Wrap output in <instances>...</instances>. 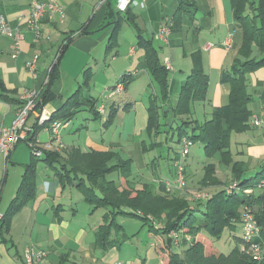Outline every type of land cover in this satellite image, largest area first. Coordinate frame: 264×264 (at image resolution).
I'll list each match as a JSON object with an SVG mask.
<instances>
[{"label":"crops","instance_id":"0c3cea01","mask_svg":"<svg viewBox=\"0 0 264 264\" xmlns=\"http://www.w3.org/2000/svg\"><path fill=\"white\" fill-rule=\"evenodd\" d=\"M32 1L0 0V16H4L12 26H20L25 32L21 52L17 57L12 56V38L0 34V129L11 126L17 110L22 106V97L26 91L42 94L49 79L50 68L58 58V78L51 89L54 98L42 105L39 111L45 110L53 116L63 107L68 97L80 87H84L87 95L97 99V110L104 107L105 111H100V117H96L87 106L80 110L85 111V114L90 111L93 119L96 117L105 121L114 111L112 124L109 127H100L98 131L106 135L110 130L118 129L119 133L105 139L104 136L91 132L90 127L86 126L91 123V115H85L84 122L76 125L74 119L80 110L74 118L64 123L61 134L65 147L60 151L61 156L52 161V164L38 161L35 196L14 216L9 233L0 237V264H24V249L27 246H34L46 252V256L37 264H163L153 238L144 232L142 225L140 234L138 231L128 235L124 231L122 220L131 217H118L123 232L129 236L127 240L108 250L95 246V238L92 240L86 229L75 222L77 209L71 208V211H68L73 202L64 196L65 184L75 183V176L66 170L59 171L58 168L66 160L69 162V154L73 149H79L83 153L113 151L121 159L132 161L130 180L137 187L150 183L160 189V183H156L158 179L172 178L174 172L170 171L169 166L170 174H166L165 178L156 179L154 176L157 175L150 172V166L157 163V156L149 163L141 155L160 145H151L152 142H159L157 138L160 134H148L150 98L157 96L159 89L145 66V50L141 47L139 35H146L143 37L154 43L167 68L168 63L170 64L169 98L165 105L169 112L164 119L167 125L174 121L173 107L177 103L182 84L193 69L192 55L195 52L202 55L209 85L206 100L192 104L190 118L193 124L188 128L191 130L192 126L202 125L211 119L216 107L225 106L229 102L231 86L229 82L222 81V75L232 67L235 58L239 56L243 40L231 0H194L193 6H189L193 0H147L143 6L130 7L137 25L133 26L126 19L122 21L119 33L112 39L116 45L110 53L108 45L113 24L106 27L105 25L114 17L109 14V9L118 11L116 0H53L64 7L65 17L61 21L58 16L46 14L41 21L42 35L39 37L27 28ZM181 7L183 10L179 12ZM168 20L173 23L172 32L169 43H164L157 32ZM231 33V47H225L223 43ZM65 43L67 46L62 49ZM34 54L39 55L36 76L31 74L26 66L27 60ZM253 56H260L256 47ZM88 68L91 72L85 74ZM123 75H127L128 85H124V89L116 95H110L108 89H112ZM81 77L84 80L82 84ZM246 78L247 91L252 98L248 104L252 113L250 128L243 132H232L230 151L234 161H243L246 164L244 176L251 178L264 166V66L247 73ZM86 79L90 80L88 86L84 85ZM110 81L112 84L108 86ZM95 87L99 90L103 88V91L95 95L92 92ZM255 116L262 120L261 125L252 124ZM36 120L35 114L28 120L32 131ZM47 127L40 129L36 135L41 144L46 143L50 137ZM132 136L139 139L145 137L147 140L134 142ZM197 143L200 142H194V145ZM29 152L31 150L28 143L22 140L8 158L0 154V208L6 205L8 208L15 197L25 167L32 160V154ZM177 154L178 152L173 157L169 155V158L174 161ZM191 154L190 151L186 159L189 189L192 188L191 181L196 180L201 184L205 174L204 167L210 163L215 164L217 176L224 182L221 187H209L213 193L222 187L224 189L228 183L235 180L231 173V164L226 165L221 163L218 157L209 158L205 155L200 165L196 155ZM39 162H44L47 166L39 170ZM9 163L14 168H22V171L16 169V175L12 178L8 172ZM145 166H149L150 170ZM53 167L57 168L54 170ZM136 179L146 180L138 185ZM75 185L77 186V183ZM91 206L93 210L89 214L90 218L101 209L94 210V205ZM103 209L105 211L99 217L100 224L104 221L103 215L106 212V209ZM98 226L93 230L94 237ZM17 230L21 231L20 236L13 234ZM113 236H116L115 233ZM18 241H21L22 246ZM126 245H130L131 249L125 248Z\"/></svg>","mask_w":264,"mask_h":264},{"label":"trees","instance_id":"16d2710c","mask_svg":"<svg viewBox=\"0 0 264 264\" xmlns=\"http://www.w3.org/2000/svg\"><path fill=\"white\" fill-rule=\"evenodd\" d=\"M231 4L234 17L242 30L243 40L239 56L235 58L232 67L222 75V81L229 82L231 86L229 102L225 106L216 107L211 119L202 125L192 126L191 130L188 128L193 124L190 118L192 104L195 101L206 100L209 85V76L204 69L202 55L200 52L193 53V69L182 84L177 103L173 107L174 121L168 125L169 128H165L167 124L161 120L166 119L169 112L165 105L169 98L170 71L162 62L154 43L144 38L142 33L139 39L141 47L145 50V66L159 89L158 95L150 98L148 134L154 136L177 129L179 143L183 136L191 137L194 142L203 143L206 157H218L221 163L231 164V173L238 181V188L232 193H226V189L222 187L207 200L192 204L187 196L168 192L162 182L160 189L150 183L137 187L130 180L132 161L121 159L113 151L83 153L79 149H73L69 154V162L66 160L58 169L74 174L73 179L78 180L77 187L83 192L85 200L94 205V210L106 209L104 221L95 231V246L102 250H108L129 238L118 222L119 216H125L148 224V235L153 238L163 264H264V257L257 261L240 250V244L244 242L242 236H234L235 246L228 254L220 252L207 237L208 235L219 239L226 229L235 230L238 225L242 227V213L245 207H250L252 210L255 209L253 212L260 228V236L255 241L264 243V191L257 188L258 182L264 179V166L256 176L246 178L244 176L246 164L243 161H234L230 151L232 132H243L250 128L252 113L248 104L252 98L247 91L246 74L264 66V0H231ZM193 5L194 0L189 3V6ZM182 10V7L179 8V12ZM109 14L114 17L105 25L106 27L113 24L108 53L115 48L116 44L112 39L116 38L124 19L133 26L137 25L135 15L130 9L120 12L110 8ZM66 46L67 43L61 48L64 49ZM255 47L260 53L259 57L253 56ZM58 61L57 58L50 71L46 88L41 95L39 94L37 109H41L42 105L54 98L51 89L58 78ZM88 72H91L89 68L85 70V74ZM126 77L127 75H123L121 79L127 86L129 79ZM89 82L90 80L86 79L84 85L88 86ZM95 100H97L95 97L86 94L84 87H80L65 100L63 107L53 114L52 120L63 123L70 121L82 107L86 106L93 111L94 116L100 117ZM114 117L115 113L112 111L104 126L109 127ZM48 125V122L45 125L35 122L28 139L32 140L40 129ZM156 144L161 142L151 143L154 146ZM60 156V151L47 150L40 158L32 155V160L25 167L17 193L0 219V237L9 233L14 216L35 196L38 161L52 164V161ZM56 168L53 167L54 170ZM204 169L202 187L223 185V180L217 176L215 164H207ZM115 172L118 173L117 180L108 178ZM247 188L255 190L247 194L244 192ZM157 221L162 226H157ZM173 232L177 237L172 234ZM113 233L116 236H113ZM179 244L186 247L182 252L175 250Z\"/></svg>","mask_w":264,"mask_h":264},{"label":"built area","instance_id":"2783aa9c","mask_svg":"<svg viewBox=\"0 0 264 264\" xmlns=\"http://www.w3.org/2000/svg\"><path fill=\"white\" fill-rule=\"evenodd\" d=\"M147 0H116V8L120 12H126L130 7L143 6ZM46 14L51 16H58L61 21L65 17L64 7L56 1H32V9L28 15L27 28L32 30L37 37L42 35L41 21ZM172 21L168 20L164 25H161L158 29L157 35L164 43H169V36L172 32ZM0 34L7 35L12 38V56L17 57L21 52V43L25 38V32L20 26H12L4 16H0ZM233 33L224 41L225 47H231ZM39 55L34 54L26 62L27 69L31 74L36 76L38 66ZM57 60V58H56ZM55 60V61H56ZM168 68L170 64L168 63ZM53 65L50 68L52 70ZM124 81L120 78L112 89H109L110 95H116L124 89ZM22 106L17 110L14 121L9 127H2L0 129V154L7 158L14 150L16 145L22 140H27L31 154L36 158L43 156L44 151H61L65 145L62 139L61 129L64 125L62 121L52 120V115L45 110L39 111L37 109V103L39 101V93L36 91H26L23 94ZM102 110V108H100ZM32 114L37 117L36 122L39 125H45L49 123L47 129L50 131V137L46 143L41 144L37 137L32 140L28 139L29 132L32 131L28 126V120ZM252 124L259 126L262 124V120L255 116ZM181 149L178 155L174 158L173 164L175 167L174 176L172 178L161 179L166 190L170 193L180 192L181 194L186 191L188 181L186 177V159L190 154L191 148L194 145V141L189 136H183L180 140ZM257 187L264 191V179L258 182ZM238 188V181H235L233 185L225 187L227 192L231 193ZM245 193H252V188L244 190ZM193 197L198 201H205L210 197L208 192L204 190L198 191L193 194ZM3 213L0 212V219H2ZM157 226H162L158 224ZM175 237L177 234L172 233ZM244 242L240 244V250L252 256L253 259L260 261L264 257V245L255 241L260 236V228L253 212L252 208L245 207L242 213V235ZM177 242V241H176ZM46 256V252L42 251L34 246H27L24 249V264H37ZM120 264V263H118Z\"/></svg>","mask_w":264,"mask_h":264},{"label":"rangeland","instance_id":"374dc122","mask_svg":"<svg viewBox=\"0 0 264 264\" xmlns=\"http://www.w3.org/2000/svg\"><path fill=\"white\" fill-rule=\"evenodd\" d=\"M54 34H55V32H54ZM55 35H57V34H55ZM83 81H84L83 77H81L80 83L82 84ZM109 84L111 85L112 81L108 82L107 85L109 86ZM98 90L99 89L96 88V89L92 90V92H94L95 95H98L99 92L103 91V88H101L99 91ZM106 91H107V89H106ZM98 109H99L98 111L99 112L101 111L102 113H104V111H105L104 107L102 108V110H100V107ZM85 115H91V117H92L91 123H88L86 125V126L90 127L91 132L98 133L97 134L98 136H104L105 139H109L111 136L113 137L115 135H118V133H119L118 129L110 130V132L107 133L106 135H103V133L99 132L98 130L100 127L104 126L105 120H102V119L96 118V117H94V119H93V114L90 111H87L85 114V111L80 110L77 117L74 119V123L77 125V124H79V122H84L83 117ZM161 122H164V118H162ZM176 125L177 124H175V127H176ZM165 128H169V126L167 125ZM132 137H134V136H132ZM142 139H146V138L142 137L139 139L136 136L133 138L134 142L141 141ZM157 141L161 142V144L156 149L148 151V152H144V154H141V155H143V157L145 159L148 160L149 163L151 162V160L155 156H157V160H156L157 163L155 165L151 164V166H150L151 170L148 168L149 166L148 167L145 166L150 170V172H152V174L157 175V176H154V177H156V179H157V177L165 178L167 176L166 174H170L169 173L170 171L175 172V167H174L173 161L169 158V155L173 157L174 154L179 152L181 149V145L178 141V130L177 129L168 130V132L160 133L159 137L157 138ZM75 146H77V144H75ZM151 147H153V146H151ZM197 150H199V152ZM30 153L31 152H29V154ZM191 153L196 155V157H197L196 160H199L200 165H201L202 164L201 160H203V158L205 159L204 144L200 142V143H197L196 145H194L191 149ZM29 158H30V155H29ZM7 165H9V171L8 172L10 173L11 178L15 177L16 173H14V171H16V169L22 171V168H20L19 166H16V168H14V166L11 163H9ZM45 166H47V165L44 162H39L38 169L41 170L42 167H45ZM169 166H170V171H169ZM5 169H7L6 165H5ZM199 173L201 174L202 171H200ZM150 176H152V175H150ZM109 177L117 180L118 175L115 173V174H111V176H109ZM145 180L146 179H142V180L136 179V184L141 185ZM77 182H78V180L76 179L75 183H77ZM234 182H235V180L233 179L225 187L233 185ZM75 183H73L72 185H70L68 183L65 184L64 196L68 199V201L72 200V202H73L69 206L68 211H71V208L77 209V212H76L77 218L75 219V222H77L78 224H81L80 226H83L86 229V233L89 234V236L93 240L95 238L93 230L95 229L96 226H98V224L101 223L99 217L101 216L102 212L105 210L103 208H101L93 217L90 218L89 214L93 210V206H91L92 204H90V203L88 204L87 201H86L87 203L85 202L84 195H83L82 191L78 190V187L75 185ZM156 183H161V182H159V179H158V181ZM191 185H192L193 189L192 188L189 189V186H187L186 191L183 193V195L187 196L188 199L190 200V203H192V204H195L198 201L193 197V194H195L196 192L204 190L205 192H208L210 195H211V193H213V191H211V189L209 187L202 188L200 182H198L196 180L191 181ZM252 190L254 191L255 188H252ZM214 192H216V191H214ZM226 193H228V192H226ZM72 196H73V199H72ZM73 200H75V201H73ZM6 209H7V205H6V207L2 206L0 208L1 212H4ZM253 210H255V209L253 208ZM122 221H123L122 225L125 228L124 231L128 235L133 234L135 232H138L140 230L141 225H142V228H144V232L145 233L147 232V234H148V224H145L142 220L140 221L139 219L129 218V219H123ZM157 224L161 225V223L158 221H157ZM140 232H142V231H139L138 234H140ZM20 233H21V231L17 230L13 234H18L20 236ZM241 235H242V227L240 225H238L235 230L226 229L223 232L221 238H219V239L209 237L208 235H207V237L209 239H211V241H213L215 247L220 252L228 254L232 250V248L235 246V240H234L235 237L234 236H241ZM180 239L181 238L179 236V241H180ZM18 243H20V245H21V241H18ZM263 245H264V243H263ZM125 248L131 249V246L126 245ZM185 248H186L185 246H182L181 244H179V245H176L175 250L178 252H182Z\"/></svg>","mask_w":264,"mask_h":264},{"label":"water","instance_id":"95a60500","mask_svg":"<svg viewBox=\"0 0 264 264\" xmlns=\"http://www.w3.org/2000/svg\"><path fill=\"white\" fill-rule=\"evenodd\" d=\"M144 37H146V35H143ZM165 108L167 109V107L165 106Z\"/></svg>","mask_w":264,"mask_h":264}]
</instances>
